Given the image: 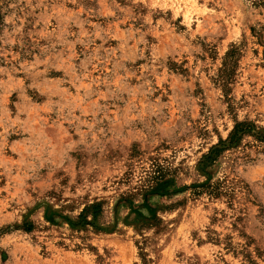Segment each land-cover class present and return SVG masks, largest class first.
<instances>
[{
	"label": "rangeland",
	"instance_id": "374dc122",
	"mask_svg": "<svg viewBox=\"0 0 264 264\" xmlns=\"http://www.w3.org/2000/svg\"><path fill=\"white\" fill-rule=\"evenodd\" d=\"M262 135L264 0H0V264H264Z\"/></svg>",
	"mask_w": 264,
	"mask_h": 264
},
{
	"label": "trees",
	"instance_id": "16d2710c",
	"mask_svg": "<svg viewBox=\"0 0 264 264\" xmlns=\"http://www.w3.org/2000/svg\"><path fill=\"white\" fill-rule=\"evenodd\" d=\"M246 132H247V129L246 130L242 129L241 131H238L237 134L235 135L236 136L235 140L239 139L240 134L244 135L246 134ZM260 139L264 141V135L260 136Z\"/></svg>",
	"mask_w": 264,
	"mask_h": 264
}]
</instances>
